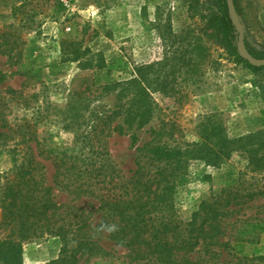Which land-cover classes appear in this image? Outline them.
<instances>
[{"label": "rangeland", "instance_id": "obj_1", "mask_svg": "<svg viewBox=\"0 0 264 264\" xmlns=\"http://www.w3.org/2000/svg\"><path fill=\"white\" fill-rule=\"evenodd\" d=\"M212 4L210 0H0V95L5 90L23 92L28 107L10 103L8 121L29 120L46 152L43 156L81 159L101 150L124 178L131 177L135 147L148 140L151 130H161L171 146L185 145L198 140L199 123L211 117L234 144L229 156L215 164H189L173 190V211L187 224L201 201L226 198L231 205L221 220V242L228 248L215 249L219 256L211 260L202 250L191 258H204L203 264H264L258 259L264 258V71L256 75L233 64L224 49L207 38L205 16ZM238 6L249 48L264 53V0H238ZM113 56H122L129 70L141 69L142 85L155 105L154 118L140 130L127 129L118 116L109 123L115 95L92 84L95 67ZM130 77V72L115 74L116 79ZM113 127L123 128L122 133ZM257 148L260 151L252 155L263 157L261 166L249 160L248 150ZM38 160L50 184L54 169L49 161ZM11 168L9 153H0V181ZM55 195L57 203L87 215L94 229L90 236L101 248L79 264H142L132 262L128 250L98 228L94 200L74 199L56 190ZM7 233L0 228V240ZM22 245L23 264H50L60 255L58 238Z\"/></svg>", "mask_w": 264, "mask_h": 264}, {"label": "trees", "instance_id": "obj_2", "mask_svg": "<svg viewBox=\"0 0 264 264\" xmlns=\"http://www.w3.org/2000/svg\"><path fill=\"white\" fill-rule=\"evenodd\" d=\"M210 1L213 4L204 23L207 38L218 43L233 64L256 75L264 71V67H252L240 58L237 32L225 0ZM232 1L239 15L238 0ZM244 43L253 57L264 59V53L249 48L246 38ZM129 72L128 80L115 78V74ZM143 79L141 69L129 70L122 56L103 60L95 67L92 84L115 95L114 111L107 117L109 123L118 116L127 129L140 130L152 121L155 105L142 85ZM12 102L28 107L22 91L5 90L0 95V153H9L12 161V168L0 181V228L8 232L0 240V264H23L22 244L45 237L61 242L59 258L50 264H79L101 251L90 236L94 229L87 215L70 204L57 203L55 190L74 199L94 200L100 215L98 228L107 233L108 240L126 248L132 262L203 264L204 258L195 261L191 256L202 250L211 260L219 256L215 249L228 248L227 242H221V220L229 214V200L216 196L201 201L187 224L178 220L172 207L177 180L185 175L190 163L215 164L229 156L234 142L226 137L222 126L211 122V117L199 123L198 140L185 145L171 146L162 139L161 130H151L148 140L135 147L134 170L131 177L124 178L111 157L101 150L81 159L64 154L43 156L46 152L30 121H8ZM122 129L112 128L120 133ZM132 141L137 143L135 136ZM258 151L260 148L248 150L249 160L261 166L263 157L252 155ZM39 158L49 161L54 169L50 184Z\"/></svg>", "mask_w": 264, "mask_h": 264}, {"label": "water", "instance_id": "obj_3", "mask_svg": "<svg viewBox=\"0 0 264 264\" xmlns=\"http://www.w3.org/2000/svg\"><path fill=\"white\" fill-rule=\"evenodd\" d=\"M225 4H226L228 14L230 16L231 24L233 25V27L235 28L237 32L240 58L246 61L252 67H257V68L264 67V59H257L253 57L246 49V46L244 43L243 27H242L240 18L238 16V13L236 11L233 1L225 0Z\"/></svg>", "mask_w": 264, "mask_h": 264}]
</instances>
